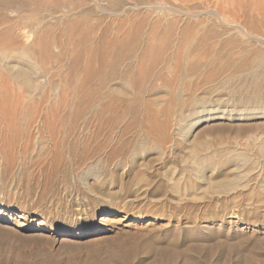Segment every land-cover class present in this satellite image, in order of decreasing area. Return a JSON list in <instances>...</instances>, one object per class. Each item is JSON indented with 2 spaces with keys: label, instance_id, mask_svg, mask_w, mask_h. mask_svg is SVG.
I'll return each instance as SVG.
<instances>
[{
  "label": "rangeland",
  "instance_id": "1",
  "mask_svg": "<svg viewBox=\"0 0 264 264\" xmlns=\"http://www.w3.org/2000/svg\"><path fill=\"white\" fill-rule=\"evenodd\" d=\"M240 3L248 6L247 0H0V25L12 40L23 33L19 42L29 43L47 33L55 53L61 52L50 66L38 63L50 84L44 92L50 94L53 82L61 87L50 102L56 110L39 107V100L28 108L33 114L39 107L42 116L50 110L44 114L50 127L40 123L39 130L32 116L19 123L18 114L0 116V264H264V155L257 150L264 114L251 110L264 106V99H254L259 93L264 98V88L240 90L236 78L230 88L195 87L194 75L184 88V76L171 72L165 73L168 86L159 81L156 91L139 94L141 104L130 95L137 93L134 85L120 78L109 79L106 97L93 105L70 99L88 60L83 53L76 60L82 51L77 40L110 39L116 27L118 39L124 34L119 29L131 33L132 48L137 28L144 37L153 20L165 25L177 17V27L192 31L201 22L196 38L211 26L206 45L231 36L238 42V36L239 43L252 39L249 56L264 52V42L252 37L261 36L259 15L228 12ZM231 24L234 36L227 32ZM253 26L258 30L250 32ZM240 91L252 99L238 101ZM14 103L0 109L8 112ZM99 119L108 123L97 135ZM228 150L246 151V159Z\"/></svg>",
  "mask_w": 264,
  "mask_h": 264
},
{
  "label": "bare ground",
  "instance_id": "2",
  "mask_svg": "<svg viewBox=\"0 0 264 264\" xmlns=\"http://www.w3.org/2000/svg\"><path fill=\"white\" fill-rule=\"evenodd\" d=\"M251 1H250V3H251L250 6L248 5V0H247L248 6H243V4L240 3L241 6H238V4H237V7H236L237 9L234 7L235 11H234V8L230 9V7H229V9L231 11H228V12L230 14L231 13H236L238 15L241 14L240 16L248 15L249 17L247 16L246 18H249V19H250V14H253L255 12L257 15H259V21L263 24V25L261 24L262 29L259 31L258 26L257 27L255 26L256 28L253 26V28L251 27V29H249V30H251L250 32H253V31H256V29H257L258 31H256V33L259 32V34L261 33V36H262V35H264V0H255V1L251 0ZM217 7H218V5H217ZM226 7L224 6V8H226ZM215 8H216V6H215ZM170 9L175 10V8H172V7ZM180 9H182V8L180 7ZM183 9H184V7H183ZM221 9H223V8H221ZM150 11H152V10H150ZM153 12H154V10H153ZM225 12L223 14H225ZM250 12H253V13H250ZM202 13H203V11H202ZM202 13H200V14H202ZM183 14L184 13H182L180 15H183ZM226 14H227V12H226ZM175 15H177V14H175ZM192 15H194V14H192ZM221 15L222 14H220V16L219 15L218 16L221 17ZM172 16L173 15H171V17ZM199 16L200 15H198V17ZM163 18L165 19V17H163ZM173 18L175 19L177 17H173ZM173 18H171L172 21H170V20L166 21L165 25H163V23L161 22L162 20L158 21V19H157L156 22H154V20H153L149 24L148 30H147V32H145L146 34L144 37L139 35V28H137V32L136 31L134 32V34H135L134 37H135V40L137 43L133 47L131 46L132 48H129V46H127L128 45V38L130 36L129 34H131V33H129L128 30H126V29L122 28L123 30L122 29L121 30L123 32L120 31V29H119L118 32L124 33V34H122V36L118 39L117 27L115 29L116 31H115L114 36H111L110 39H109V36L96 35L93 38L90 37L91 39L89 38L87 41H86V38H83V37L80 38L79 40H77V43H78V45L81 46L82 51L80 52V54L77 55L78 58L76 60L80 59L79 56H81V53L86 54L88 56V60H87V64L85 65L84 71L82 73L83 74L82 77L84 76V79L81 83H78V85H76L74 87L75 89L73 90L72 95L70 96V99L76 100L77 102L84 103L85 106H87V107L89 105H93V104L97 103L103 97L102 95H104V94L106 95L108 89L107 90L105 89V87H106L105 84L107 83V81L109 79H116L117 80L118 78H120V79H123V82L134 85V87L136 89L135 93L136 92L137 93L134 95L131 93L130 95H132V100L141 104V101L143 99L140 101L141 97L139 94L142 92H150L153 90L156 91V88H157L156 82L158 83L159 81L161 82V87L168 86V84L166 85V83H168V80H170V79H168V80L166 79L165 73L170 74L171 72H176V73L179 72L182 76H184V79L186 80V82H184L185 83L184 86H183V82L181 81L182 79L180 80V84H182V86L184 88L191 87L192 82H191L190 76H192V75L195 76V80L193 82V84H194L193 86H195V87H197V86L210 87L212 89V88H218V87L225 88L227 85H229V88H230V87H232L231 82L236 78V80H242V82L240 84V90H242L241 88H243L245 90L249 89L247 91H249V92L252 91L253 94L254 93L257 94L259 91H261L264 88V52L260 51L259 54L253 53V55H254L253 57H251L252 55L249 56V52H251L250 47L252 45H254L253 43L250 44V42H252V39L249 42L248 41L243 42V43H245V44H243L242 42L239 43L240 37L238 38V36L235 35V36H237L236 38L238 39V42H236L234 40L235 38L232 39L231 38L232 36H231L229 38V40H228V38L225 41H222L220 39L222 42L218 43V45H216V44L206 45V40L208 38V37H206V35H207L208 30L211 28V26L209 29L206 28L207 29V30H205L206 33L204 32L206 35L203 34L204 36L202 35V36L196 38V36H194V35H199L200 30H199V33L197 32L198 34L193 33V31H196L194 29H196V27H199L198 25L201 22H198L199 24L197 26L194 24L196 27L193 28V31H192L191 25H193V23L189 20L188 17H187L188 20L192 23L190 25L191 28L186 27L183 24H182V26H183L182 28L177 27L176 21H178V20L174 21ZM237 18H238V16H237ZM217 19H218V17H217ZM251 19H252V16H251ZM167 20H168V18H167ZM234 20H235V18H234ZM252 20H255V19H252ZM183 21H184V19H183ZM186 21H187V19H186ZM238 21H240V17H239ZM180 22H178L179 26H180ZM241 22H239V23L241 24ZM239 23H237V24H239ZM245 23H246V21H245ZM249 24H251V23H249ZM249 24H247V25L249 26ZM146 26H148V25H146ZM231 26H232V28L227 29V32H229L230 30H231V33L235 31L236 26L234 24H231ZM251 26H252V24H251ZM145 29H147V28H145ZM222 29L223 28H221V30ZM224 29L222 30V32L224 31ZM240 30H242V29H240ZM246 30H245V32H246ZM130 32H131V30H130ZM222 32H221V35H222ZM210 34H212V33H210ZM217 34H218V32H217ZM221 35H220V37H221ZM225 35H227V34H225ZM246 35H248V34L246 33ZM9 36H10V32H8V29H6L0 25V105H2V104L6 105L7 102H11V101L15 102L13 105H11V106H13V109L12 110L8 109L9 110L8 112H6V111L3 112L2 111L3 109L0 106V108L2 109V110L0 109V116L1 115L4 117L6 116V118H7V115L8 116H14V115L18 114L16 116V118L21 117V118H19V120H18V118L16 119L14 117L15 120L18 121V123H19L20 119H22V121H23V119H25L24 121H27V119H29L32 116V118L29 119L30 122L32 124L34 123L35 126L37 125V128H39L40 123H41V125H44L47 122V121H45L47 119H45L46 117L44 118V116H46L47 115L46 113L50 111V110L45 111L44 108H41V111H43L42 109H44V111H45V112L43 111L44 113L42 116V112L40 113V111L38 110V109H40L39 107H41V103L49 105L51 100L59 94V90L61 89V87L57 86L56 83L53 82V84H55V85L52 84L49 87L50 88V94H47L44 92L45 91L44 89L48 85V83H47L48 81L43 82V78L46 75L45 74L46 68L44 70L43 67H47L48 62L50 61V63H51L52 60L55 59L57 55H59V53L61 54V52L55 53V51H54V44L55 43L53 42V40L55 41V39L51 38L47 33H45L42 37L35 36L34 39H32V41L29 43L19 42L23 38L25 39L26 34L22 33L20 36L17 35V36H15L14 40H12ZM210 36H209V38H210ZM218 36H219V34H218ZM233 36H234V34H233ZM261 36L255 35L252 37H254L255 40H257L256 42H258V41L264 42V38ZM104 38H106V39L108 38L109 41L105 40ZM211 38H212V36H211ZM215 38H219V37H215ZM215 38H214V40H216ZM222 38H223V36H222ZM211 40L212 39H210V41L209 40H207V41H209L211 43ZM249 40H250V38H249ZM218 41H219V39H218ZM17 42H19V43H17ZM212 42L214 43V41H212ZM255 46H257V45H255ZM256 49H258V48H256ZM252 50H254V49H252ZM259 50H261V49H259ZM60 51H62L61 46H60ZM126 59L131 60V63L130 64L128 63L129 65L123 63ZM44 60H46V61H44ZM44 62L46 65L44 64ZM38 63L43 64V67H41L40 64H38ZM117 64H120L121 66H123V65H125V66L121 69H119L120 67L117 69V66H118ZM135 70H136V72H135ZM202 70H204V71H202ZM51 73H52V70H51ZM169 74H167V75H169ZM94 75H96V76L98 75V77L93 78ZM76 77H77V75L75 74V78H73L74 81H77V80H75ZM94 79H96V82ZM174 80L175 79H173V81ZM93 82L96 83L98 88H96V86H94V85L92 86ZM69 83H71V82H69ZM74 84H75V82H74ZM237 84H239V81ZM117 89H119V87ZM231 89H233V88H231ZM113 90L117 91L116 89H113ZM227 90H228V88H227ZM235 90H236V88H235ZM228 91H231V90H228ZM118 92H120V90H118L117 93ZM243 92H245V91H242V92L240 91V93H238L239 94V98H237L238 101L243 100V99H247V100L252 99L251 98L252 96L251 97L243 96ZM109 93H110V91H109ZM151 95H152V93L151 94L149 93L148 96H151ZM178 95H179V98H181V96H183L182 93H179ZM259 95H260V93H259ZM259 95L254 94V97H255L254 99L262 101L264 98H262ZM38 100H39V102H38L39 107L38 108L36 107L37 112L36 113L33 112V114H30L31 111H29V110L31 108L34 109V107L31 105L32 102L38 101ZM4 103H6V104H4ZM102 103H104V102L102 101ZM105 103H106V101H105ZM152 103H153V105H157L156 101L152 102ZM43 104H42V107H43ZM53 106H54V104L52 103L51 108L54 109L55 107H53ZM107 107H108L107 103L102 104L101 108H100L101 109L100 112L104 111ZM113 107H114V110H117V101ZM28 108H29V110H28ZM59 109H58V113L61 112V110L59 111ZM46 110H47V108H46ZM54 110H56V109H54ZM245 110L249 111L250 108H246ZM251 110H253L254 113L264 114V106L261 104L254 107V109H251ZM98 111H99V109H98ZM44 114H46V115H44ZM50 114H51L52 118L57 117L55 112L54 113L50 112ZM71 114H72V112H71ZM94 114L97 115L98 112L97 113L95 112ZM208 114H210V112ZM75 115H77V112L74 113V117H75ZM198 116L201 117L203 115L199 114ZM27 117H29V118H27ZM52 118H51V120H52ZM61 118H59V120ZM102 119H99V121H98L99 127H98L97 135L99 134V132H100L99 130L102 129L104 124L108 123V121H105ZM10 120H11V118H10ZM29 120H28V122H29ZM54 120L55 119H53V121ZM12 121H10V122H12ZM49 121H50V119H49ZM5 122H7L6 119H5ZM2 123H3V121H2ZM14 123H15V121H14ZM27 123H26V126L28 128L29 124L27 125ZM55 123H56V121H55ZM55 123H53V124H55ZM21 125L23 126V123ZM8 126H10V125H8ZM46 126H48L47 123H46ZM64 126H65V124H64ZM64 126H62V127L64 128ZM11 127H13V126H11ZM48 127H50V126H48ZM20 128H18V129H20ZM23 128L21 130H23ZM5 129H7V128H5ZM14 129H15V127H14ZM21 130H20V132H21ZM25 130H26V128H25ZM35 130L38 131L37 129H35ZM39 130H41V129L39 128ZM53 130L54 129H52V133H53ZM61 131L63 132L64 130L61 129ZM40 132L41 131H39V133ZM47 132H48V129H47ZM52 133L50 131V134H52ZM65 133H67V132H65ZM57 138H58V135H57ZM95 139L97 140L98 137L96 136ZM52 142H53V140H52ZM65 142L66 141H64L63 143H65ZM257 148H258L257 150H259L264 155V137L262 138V143H259ZM228 151L230 152V154H228V156H231L236 160L238 159L239 161L240 160L242 161V160L246 159V151H236V150H234L232 152L230 150H228Z\"/></svg>",
  "mask_w": 264,
  "mask_h": 264
}]
</instances>
